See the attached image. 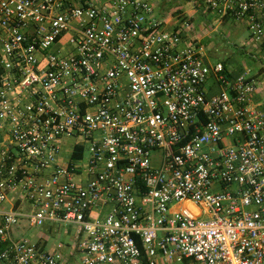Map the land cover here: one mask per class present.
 I'll list each match as a JSON object with an SVG mask.
<instances>
[{
	"label": "built area",
	"instance_id": "1",
	"mask_svg": "<svg viewBox=\"0 0 264 264\" xmlns=\"http://www.w3.org/2000/svg\"><path fill=\"white\" fill-rule=\"evenodd\" d=\"M197 1L264 45V0ZM173 18L149 0H0V264H264L257 81ZM13 194L25 206L4 208ZM61 225L73 245L18 235Z\"/></svg>",
	"mask_w": 264,
	"mask_h": 264
},
{
	"label": "rangeland",
	"instance_id": "2",
	"mask_svg": "<svg viewBox=\"0 0 264 264\" xmlns=\"http://www.w3.org/2000/svg\"><path fill=\"white\" fill-rule=\"evenodd\" d=\"M101 1L104 2L105 0ZM149 1L154 7L155 16L164 21L174 22L176 18H173L172 12L176 9H181L183 11L187 9L184 1H179L177 3L175 0ZM204 9L205 10H202L201 13L206 15H202L201 13L192 15L188 13L194 17L192 20V28L188 34L189 36L196 37L202 42L208 62L210 64L223 62L229 70L237 69L240 72L247 71L250 75H254L256 64L250 53L255 49V42L252 39L247 26L242 22L233 20L230 21L229 24L223 26L222 24H219L217 28H215L217 24L215 22L212 23V19L218 21V16L207 10L205 6ZM177 16H179V14L175 17ZM260 95L261 104L264 106V88ZM71 149V146H66L65 150L63 149L61 157H63L64 163L69 160ZM56 228V232L49 233L47 228L25 226L24 230H22L23 234H21V232L18 233V235L20 234V236L36 241L41 232H43L49 240L48 245L50 247L60 243L74 244L76 240L75 226L61 225L56 226ZM173 264L182 263L173 262Z\"/></svg>",
	"mask_w": 264,
	"mask_h": 264
},
{
	"label": "crops",
	"instance_id": "3",
	"mask_svg": "<svg viewBox=\"0 0 264 264\" xmlns=\"http://www.w3.org/2000/svg\"><path fill=\"white\" fill-rule=\"evenodd\" d=\"M175 1H176V3L179 2V1H184L185 2V6L187 7V9L185 11H183L181 9H176L174 12H172L173 17H175L178 14L179 15L180 14H184L186 16L191 17V19L193 20L194 17L192 15L199 14V13H201L202 10H205L204 9V4L202 2L197 1V0H175ZM188 13L192 14V15H189ZM201 14L202 15H206V14H203V13H201ZM218 19H219L218 21H216V19L215 20L212 19V23L215 22L217 24L215 26V28H217V26L219 24H222V26H223V25L229 24L230 21H233L229 17L222 18V17L218 16ZM254 48L255 49H253V51H251L252 53H250V54L255 60V64H256L255 68H256V70H255V74L251 75V76L256 79L257 84H258V90L255 93V95L253 96V103L258 105V106H260V108L264 111V106H262V104H261V95H260L261 92H262V89L264 88V45H259L258 43L255 42ZM230 71H232L235 74L240 72L237 69L230 70ZM213 82L214 81L212 80V86H213ZM69 144H70V142H68V145H66V146H69ZM65 147H64V150H65ZM13 204L14 205L25 206V202L21 200V197L18 194L11 195L10 196V201L8 203L4 204L3 207L4 208H9ZM106 210L107 209H104V208L102 209V211H106ZM147 262H148V260H147L146 256H144L142 258L140 264H147ZM174 262L187 264L188 260L184 259L182 261H174ZM157 264H173V261H168L167 259H165L163 257H159L158 261H157Z\"/></svg>",
	"mask_w": 264,
	"mask_h": 264
},
{
	"label": "trees",
	"instance_id": "4",
	"mask_svg": "<svg viewBox=\"0 0 264 264\" xmlns=\"http://www.w3.org/2000/svg\"><path fill=\"white\" fill-rule=\"evenodd\" d=\"M83 147H78L77 151L74 153V158H79L82 155ZM138 242L141 244V241L138 239ZM142 246V245H141Z\"/></svg>",
	"mask_w": 264,
	"mask_h": 264
}]
</instances>
